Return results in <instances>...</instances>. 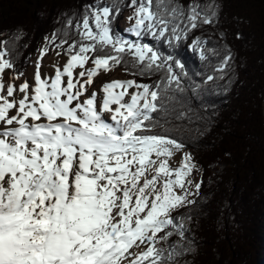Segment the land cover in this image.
Here are the masks:
<instances>
[{"label":"snow or ice","instance_id":"snow-or-ice-1","mask_svg":"<svg viewBox=\"0 0 264 264\" xmlns=\"http://www.w3.org/2000/svg\"><path fill=\"white\" fill-rule=\"evenodd\" d=\"M222 11L218 0H80L34 61H20L23 29L0 33V264H189L207 194L188 133L204 134L208 98L233 82L230 49L209 47ZM185 45L204 71L189 70ZM118 68L131 78L93 88Z\"/></svg>","mask_w":264,"mask_h":264},{"label":"trees","instance_id":"trees-1","mask_svg":"<svg viewBox=\"0 0 264 264\" xmlns=\"http://www.w3.org/2000/svg\"><path fill=\"white\" fill-rule=\"evenodd\" d=\"M79 2L0 0V33L23 29L26 37L21 43L29 46L21 49L20 61L29 54L31 60L44 36L58 27L61 12ZM218 2L223 11L219 26L208 30L213 42L209 47L230 49L233 82L227 93L208 98L214 107L207 112L214 117L204 134L195 125L188 133L189 150L202 166L207 201L193 225L197 251L186 259L189 264H264V0ZM127 10L131 9L124 8L117 20ZM181 56L190 71H204L186 45ZM211 59L214 64L216 58ZM193 107L204 115L198 103Z\"/></svg>","mask_w":264,"mask_h":264},{"label":"rangeland","instance_id":"rangeland-1","mask_svg":"<svg viewBox=\"0 0 264 264\" xmlns=\"http://www.w3.org/2000/svg\"><path fill=\"white\" fill-rule=\"evenodd\" d=\"M129 14H131V10H127V11H125V12L123 13V15L121 16V18H119V19L116 21V23H115V26L118 27V28L120 29V31H122V32H123V30H124L127 26H129V22L127 21V16H128ZM0 39H1V37H0ZM41 46H42V43H41V45H40L39 47H41ZM36 53H37V52H36ZM36 53L33 54L31 61H34L35 56H36ZM52 55H55V52H54V51H53V52H50V53L45 57V60H46L47 63H48V61L50 60V57H51ZM31 65H32V64H31V62H30L29 66L26 68V71H27L28 68H30V67L33 66V65H32V66H31ZM114 73H120V74H123L125 77H129V78H131L130 75H128L125 71H123V70L120 69V68L115 69V70H112V71H110V72H108V73L100 72V73H98V75L94 78V84H93V87L96 86V85H99V84L103 83L104 80H106V79H110L111 76L115 75ZM178 160H179V156L176 158V161H174V166L178 163ZM200 178H201V177H200V172H196V173H194V175H193V179H194V180L198 181Z\"/></svg>","mask_w":264,"mask_h":264},{"label":"bare ground","instance_id":"bare-ground-1","mask_svg":"<svg viewBox=\"0 0 264 264\" xmlns=\"http://www.w3.org/2000/svg\"><path fill=\"white\" fill-rule=\"evenodd\" d=\"M56 60H59V58L56 57L55 55H52V56L50 57V60L48 61V63H47L46 60L44 59V63H45V65H46V66H49V71H51V67H50L51 63L54 62V61H56ZM31 66H32V65H31ZM33 72H34V66L28 68L27 71H26V74H27L28 77H31L32 74H33ZM114 74H115V75L111 76L110 79H106V80H104L103 83L108 82V81H110V80H112V79H128V78H129V77H125L123 74H120V73H114ZM103 83H101V84H99V85H96V86H94L93 88L96 89V90H99V89L102 87Z\"/></svg>","mask_w":264,"mask_h":264}]
</instances>
